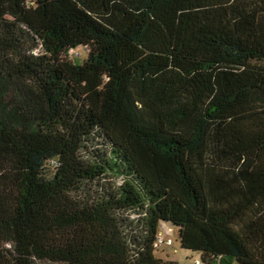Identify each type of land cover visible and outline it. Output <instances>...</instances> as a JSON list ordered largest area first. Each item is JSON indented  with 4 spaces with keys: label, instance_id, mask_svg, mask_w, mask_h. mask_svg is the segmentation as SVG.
I'll use <instances>...</instances> for the list:
<instances>
[{
    "label": "trees",
    "instance_id": "trees-1",
    "mask_svg": "<svg viewBox=\"0 0 264 264\" xmlns=\"http://www.w3.org/2000/svg\"><path fill=\"white\" fill-rule=\"evenodd\" d=\"M162 224L264 264V0H0V264H171Z\"/></svg>",
    "mask_w": 264,
    "mask_h": 264
},
{
    "label": "rangeland",
    "instance_id": "rangeland-1",
    "mask_svg": "<svg viewBox=\"0 0 264 264\" xmlns=\"http://www.w3.org/2000/svg\"><path fill=\"white\" fill-rule=\"evenodd\" d=\"M87 58V52L83 48L70 52L68 60L82 64ZM158 235L166 241H171L170 246H160L155 249V256L171 264H204L199 253L187 251L180 246L179 229L170 224H162ZM199 262V263H198ZM46 264V263H40Z\"/></svg>",
    "mask_w": 264,
    "mask_h": 264
},
{
    "label": "built area",
    "instance_id": "built-area-1",
    "mask_svg": "<svg viewBox=\"0 0 264 264\" xmlns=\"http://www.w3.org/2000/svg\"><path fill=\"white\" fill-rule=\"evenodd\" d=\"M170 246L172 245L171 241H166L164 238L157 236V242L155 244V248H158L160 246ZM199 263V262H198Z\"/></svg>",
    "mask_w": 264,
    "mask_h": 264
}]
</instances>
